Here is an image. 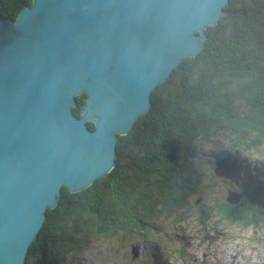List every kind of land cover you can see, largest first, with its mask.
<instances>
[{"label": "water", "instance_id": "1", "mask_svg": "<svg viewBox=\"0 0 264 264\" xmlns=\"http://www.w3.org/2000/svg\"><path fill=\"white\" fill-rule=\"evenodd\" d=\"M228 1L32 0L14 21L0 17V264L25 263L63 187L76 193L111 171L118 136L198 54Z\"/></svg>", "mask_w": 264, "mask_h": 264}, {"label": "trees", "instance_id": "2", "mask_svg": "<svg viewBox=\"0 0 264 264\" xmlns=\"http://www.w3.org/2000/svg\"><path fill=\"white\" fill-rule=\"evenodd\" d=\"M32 0H0V17L15 20ZM226 12L195 57H186L151 92L149 111L130 132L118 136L115 164L88 188L70 193L61 189L57 205L47 209L24 264H61V252L78 250L95 236L155 230L153 221L174 209H187L199 191L197 151L219 132L231 133L247 147L264 140V0H229ZM85 94L72 109L80 117ZM94 130L92 123H86ZM255 140L250 141V136ZM215 164L229 179L240 166L221 154ZM220 171V172H221ZM236 204L217 206L220 218L254 225L264 220L260 178L245 177ZM210 218L202 213L200 222ZM57 242H61L57 247Z\"/></svg>", "mask_w": 264, "mask_h": 264}, {"label": "rangeland", "instance_id": "3", "mask_svg": "<svg viewBox=\"0 0 264 264\" xmlns=\"http://www.w3.org/2000/svg\"><path fill=\"white\" fill-rule=\"evenodd\" d=\"M223 153L240 166L232 179L214 162ZM197 163L199 191L189 199L187 209L170 211L152 222L155 230L145 233L119 230L84 243L85 231L80 229L78 250L70 247L61 252V264H264V220L243 226L222 220L216 211L228 192L241 191L246 176L259 177L264 191V140L247 147L231 133L219 132L198 148ZM215 171L224 175L216 176ZM203 212L210 215L204 224ZM132 245L140 248L136 259L130 254Z\"/></svg>", "mask_w": 264, "mask_h": 264}]
</instances>
